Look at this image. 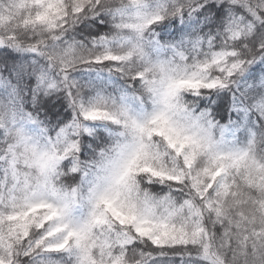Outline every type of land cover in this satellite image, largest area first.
Here are the masks:
<instances>
[{"label": "snow or ice", "instance_id": "snow-or-ice-1", "mask_svg": "<svg viewBox=\"0 0 264 264\" xmlns=\"http://www.w3.org/2000/svg\"><path fill=\"white\" fill-rule=\"evenodd\" d=\"M0 264H264V0H0Z\"/></svg>", "mask_w": 264, "mask_h": 264}]
</instances>
